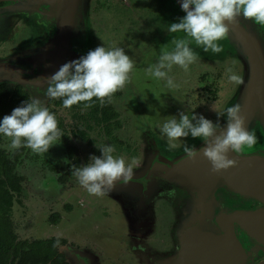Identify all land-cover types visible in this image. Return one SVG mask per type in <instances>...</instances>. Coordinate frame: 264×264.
I'll return each mask as SVG.
<instances>
[{
  "label": "flooded vegetation",
  "instance_id": "obj_1",
  "mask_svg": "<svg viewBox=\"0 0 264 264\" xmlns=\"http://www.w3.org/2000/svg\"><path fill=\"white\" fill-rule=\"evenodd\" d=\"M181 3L0 0V9H7L1 18L16 19L15 26L20 21L26 24L22 29L26 37L21 41L8 34L0 42L1 56L20 50L35 25L36 32L42 33L40 21L44 28L59 23L60 31L62 25L67 26L57 50L62 56L78 16L84 15L93 39L91 50L97 46L121 47L135 62L130 83L115 93L112 103L101 105L93 98L88 109L83 103L64 108L62 99L47 100L32 90V86L46 83L37 75L38 70L32 69L33 63L52 66L40 57H30V71L24 70L31 80L0 83L21 87L16 93L24 94L16 106L9 96L0 106V120L37 97L55 114L63 133L61 142L45 155L34 154L27 147L9 151L4 145L8 138L0 134V151L10 163V229L24 251L32 244L56 240V250L67 264H259L264 260V97H249L248 103L241 105L245 126L254 131L258 142L242 155L229 152L237 164L227 171L212 173L202 152L194 159L186 157L185 142L196 148L206 146L199 138L189 135L169 150L161 132L163 123L171 116L179 119L180 112L217 122L214 110L224 111L238 101L239 86L228 80L226 70L231 67L238 75L239 48L249 55L261 53L264 30L251 21L245 26L240 17L239 23L232 25L240 47H232L225 40L221 42L224 51L213 55L191 45L198 59L187 72L173 66L168 75L177 87L170 89L166 80L157 81L145 70L159 61L163 45L171 50L173 37L184 36L168 31L170 24L186 15ZM29 23L32 32L27 29ZM33 46L31 42L29 47ZM207 66L210 69L206 70ZM64 109L72 122L62 114ZM219 122L226 129V114ZM95 131L103 134L107 145L115 147V156L128 163L135 161L132 179L102 197L88 194L71 176L73 165H86L92 155H101L97 146L102 145L92 136ZM65 249L74 250L72 258Z\"/></svg>",
  "mask_w": 264,
  "mask_h": 264
},
{
  "label": "clouds",
  "instance_id": "obj_2",
  "mask_svg": "<svg viewBox=\"0 0 264 264\" xmlns=\"http://www.w3.org/2000/svg\"><path fill=\"white\" fill-rule=\"evenodd\" d=\"M181 8L186 15L178 23L170 24L168 31L170 34L183 33L184 36L173 37L171 50L163 45L159 61L145 70L147 76L157 81L166 80L170 89L177 87L168 75L173 66L187 72L198 59L191 45L213 55L221 54L224 51L221 42L229 39V25L238 24L240 17L264 28V0H182ZM134 70L135 62L123 48L97 46L79 59L63 64L46 78L48 86L44 96L47 100L62 99L63 107L67 109L81 103L84 109L91 108L93 98L101 105L112 103L115 93L130 83ZM226 71L230 82L238 86L245 84L243 76L235 74L231 67ZM214 111L217 114L215 123L203 115L192 113L189 116L180 112L179 119L171 116L163 123L161 132L167 138L169 150L178 146L176 141L189 135L202 140L206 146L198 149L185 142L183 151L188 159H194L202 152L211 164V172L218 174L236 166L237 161L229 158V152L242 155L258 140L254 131L246 128V117L241 115L242 106L238 102L224 111ZM225 114L226 129L219 122ZM0 134L9 139V151L27 147L38 155H45L61 142L63 136L55 114L49 111L44 100L37 97L5 115L0 120ZM97 148L101 155H92L86 165H73L71 176L88 194L102 197L118 184L126 185L132 179L135 161L128 163L125 158L115 156L114 146Z\"/></svg>",
  "mask_w": 264,
  "mask_h": 264
},
{
  "label": "rangeland",
  "instance_id": "obj_3",
  "mask_svg": "<svg viewBox=\"0 0 264 264\" xmlns=\"http://www.w3.org/2000/svg\"><path fill=\"white\" fill-rule=\"evenodd\" d=\"M86 12V11H85ZM5 13L3 9H0V42L6 39V36L8 34H11L13 38H17L19 41H21L22 37L25 38L26 34H22V29L26 24H24L22 21L18 24V26H15V20L12 18H1V16ZM245 24L248 22L247 20L243 21ZM29 23L27 25V29L31 31ZM59 23H54V25L49 26V28H44V23L42 21L39 22V28L42 33H38L37 26L35 25L33 28V34L28 35L30 37L29 41H25L23 43V46L20 47V50L12 51L9 56H1L0 55V63L1 62H11L14 65L19 66L23 70L30 71L28 61L30 57L36 56V58H39L42 60L51 63L50 68H45L44 63L37 62L33 63L32 69L38 70L37 75H40L45 80L50 75L54 74L56 71L59 70V68L68 62H71L73 60L79 59L81 56H84L88 53L89 50L93 47V39L91 37V34L88 30V20H86V16H78V21L75 22V28L73 29L70 38H69V46L68 48H65V51L62 53V56L59 55L57 52L59 42L65 37L64 31L67 30V26L62 25V31L59 30V26L57 25ZM62 24V23H61ZM56 25V26H55ZM245 26H248L246 24ZM258 26V25H257ZM264 30V28H262ZM69 31V30H68ZM63 33V34H62ZM41 34V35H40ZM228 43L232 47H240L241 41L239 38H237L231 31L229 33V39L227 40ZM31 42H34V48L31 49ZM247 49V48H246ZM211 52H206V54H209ZM248 54V55H247ZM256 54L253 53V55H249V53L242 48H239V56L236 59V65L238 68V75L243 76L245 80V84L239 86L238 91V103L240 105H245L248 103V98H256L258 96L261 89L264 90V46L259 54V58H255ZM43 60V61H44ZM202 62V61H200ZM203 63V62H202ZM205 64V63H203ZM210 65V64H208ZM8 72L10 74L15 73L16 75H10L15 78H10L9 80H5L2 82H7L10 85L14 84H24L23 81L26 79L31 80L30 77H28V73L18 74L17 71L14 69H10V67H6ZM210 69V66L206 67V70ZM9 75V74H8ZM33 77V75H32ZM1 82V83H2ZM44 83V86H32V90L38 94L39 97L44 96V91L46 90L48 84ZM26 87V86H25ZM29 87V86H27ZM248 91V96L244 95L245 91ZM257 90V91H256ZM256 100V99H255ZM236 102V103H237ZM235 103V104H236ZM230 107V106H229ZM68 113V114H67ZM62 114L66 115V120L68 122H72V120L69 119V111L67 109H64L62 111ZM92 136L94 138H97V144L99 145H107L108 142L104 138L103 134H99L97 131L92 133ZM74 137V136H73ZM10 144L9 139L5 141V147L8 148V145ZM100 217H96L95 221L100 222ZM101 224V223H100ZM76 225H82L81 223H77ZM103 225V224H101ZM103 226H101V229ZM53 231V229H52ZM51 231H49L50 233ZM53 233V232H52ZM47 234V231H46ZM67 250V249H65ZM66 254L72 258L73 251L74 250H67Z\"/></svg>",
  "mask_w": 264,
  "mask_h": 264
},
{
  "label": "trees",
  "instance_id": "obj_4",
  "mask_svg": "<svg viewBox=\"0 0 264 264\" xmlns=\"http://www.w3.org/2000/svg\"><path fill=\"white\" fill-rule=\"evenodd\" d=\"M18 89L22 88L0 85V106L6 103L9 96L14 99L13 106L19 105L21 102L18 98L24 97V94L18 96ZM9 167L7 157L0 151V264H39L49 261L53 264H67L64 255L59 254L54 246L56 240L32 244L29 251H24V245L16 241L9 221L13 198L9 190Z\"/></svg>",
  "mask_w": 264,
  "mask_h": 264
},
{
  "label": "water",
  "instance_id": "obj_5",
  "mask_svg": "<svg viewBox=\"0 0 264 264\" xmlns=\"http://www.w3.org/2000/svg\"><path fill=\"white\" fill-rule=\"evenodd\" d=\"M5 12L7 11V9L6 10H4ZM225 23H227V21L225 22ZM229 27H230V31L233 33V26L232 25H229ZM263 49V48H262ZM256 58L258 59L259 58V55H256ZM6 67H10V69H14V70H16L18 73H17V75L18 74H24L25 73V71L22 69V68H20L19 66H17V65H14V64H12L11 62H1L0 63V83L2 82V81H5V80H9V77L10 78H15V77H12V76H10V75H16L15 73H13V74H10L9 72H8V70H7V68ZM9 74V75H8ZM22 82H25V81H23L22 80ZM257 91V90H256ZM244 95L245 96H248V91L246 90L245 92H244ZM256 97H264V90L263 89H261L260 90V92H259V94H258V96H256ZM199 149V148H198ZM259 264H264V260H262V262H260Z\"/></svg>",
  "mask_w": 264,
  "mask_h": 264
}]
</instances>
